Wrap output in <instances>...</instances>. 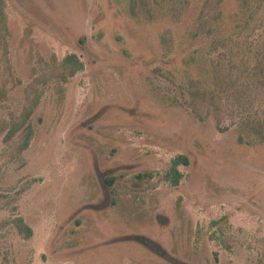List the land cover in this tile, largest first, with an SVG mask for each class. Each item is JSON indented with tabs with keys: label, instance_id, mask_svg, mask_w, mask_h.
<instances>
[{
	"label": "rangeland",
	"instance_id": "374dc122",
	"mask_svg": "<svg viewBox=\"0 0 264 264\" xmlns=\"http://www.w3.org/2000/svg\"><path fill=\"white\" fill-rule=\"evenodd\" d=\"M0 264H264V0H0Z\"/></svg>",
	"mask_w": 264,
	"mask_h": 264
},
{
	"label": "trees",
	"instance_id": "16d2710c",
	"mask_svg": "<svg viewBox=\"0 0 264 264\" xmlns=\"http://www.w3.org/2000/svg\"><path fill=\"white\" fill-rule=\"evenodd\" d=\"M66 66V76H74L77 72L84 69L83 62L80 61L74 54H69L64 58L63 61ZM30 138L27 139L25 146H28ZM189 160L184 155L177 156L173 161L171 168L168 170L166 174V179L172 186H178L181 180L184 177V174L179 170L180 165H188ZM23 227V226H22ZM28 236L31 235L32 230L27 228Z\"/></svg>",
	"mask_w": 264,
	"mask_h": 264
}]
</instances>
